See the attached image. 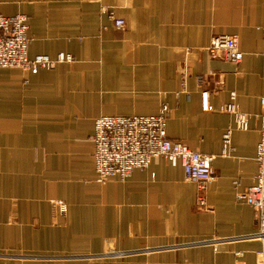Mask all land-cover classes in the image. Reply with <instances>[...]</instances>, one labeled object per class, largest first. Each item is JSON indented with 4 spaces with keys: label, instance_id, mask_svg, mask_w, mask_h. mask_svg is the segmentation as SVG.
I'll list each match as a JSON object with an SVG mask.
<instances>
[{
    "label": "crops",
    "instance_id": "crops-1",
    "mask_svg": "<svg viewBox=\"0 0 264 264\" xmlns=\"http://www.w3.org/2000/svg\"><path fill=\"white\" fill-rule=\"evenodd\" d=\"M17 13L30 57L73 61L0 69V264H264L254 212L236 200L257 172L264 0H0L1 15ZM219 34L238 36L240 62L208 54ZM231 94L246 130L225 112ZM163 104L168 138L213 156L205 189L163 158L97 181L94 120Z\"/></svg>",
    "mask_w": 264,
    "mask_h": 264
},
{
    "label": "built area",
    "instance_id": "built-area-1",
    "mask_svg": "<svg viewBox=\"0 0 264 264\" xmlns=\"http://www.w3.org/2000/svg\"><path fill=\"white\" fill-rule=\"evenodd\" d=\"M103 10L116 28L124 26V20L116 17L113 11L106 8ZM30 40L25 14H0V69L17 68L37 74L53 68L56 64L73 61L70 54L64 53L55 57L45 54L30 57ZM206 51L212 57L221 53L225 59L234 63L240 62L243 56L238 36L234 34L213 36ZM208 97L207 90L201 91L200 105L203 111L212 110ZM234 97L231 94V102L225 105V112L234 117L235 128L246 130L249 116L238 110L233 101ZM260 106L262 120L254 157L257 172L254 182L236 193V200L245 202L252 208L257 229L254 236L264 241V92L260 98ZM168 115L169 109L163 104L155 114L101 116L95 119L91 155L98 181L105 183L114 177L125 180L133 170L147 168L154 158H163L172 166H181L185 177L194 180L198 192H202L212 178L213 156L194 151L181 142L169 139L166 132ZM230 131L228 128L224 133L222 154L232 149ZM197 199L199 204L203 203L201 195ZM54 205L64 212L63 203L56 200Z\"/></svg>",
    "mask_w": 264,
    "mask_h": 264
},
{
    "label": "rangeland",
    "instance_id": "rangeland-1",
    "mask_svg": "<svg viewBox=\"0 0 264 264\" xmlns=\"http://www.w3.org/2000/svg\"><path fill=\"white\" fill-rule=\"evenodd\" d=\"M101 116H109V115H101ZM101 116H98L97 118H99V117H101ZM96 118V119H97ZM95 121V120H94ZM93 133H94V131H93ZM93 136V135H92ZM96 180L98 181V179H97V175H96Z\"/></svg>",
    "mask_w": 264,
    "mask_h": 264
}]
</instances>
